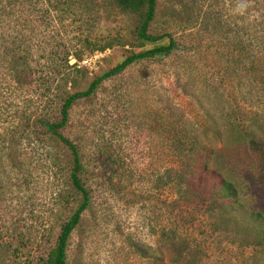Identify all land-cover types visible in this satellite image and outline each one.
<instances>
[{
    "label": "rangeland",
    "instance_id": "374dc122",
    "mask_svg": "<svg viewBox=\"0 0 264 264\" xmlns=\"http://www.w3.org/2000/svg\"><path fill=\"white\" fill-rule=\"evenodd\" d=\"M150 33L172 36L173 54L103 81L73 105L61 131L79 148L90 193L68 264H172L173 231L195 264H264L246 222L198 206L171 174L177 142L191 132L228 149L226 129L264 141V0H158ZM12 41L24 43L34 79L55 62V73L64 61L87 72L70 69L73 85L57 80L47 92L36 81L15 88L0 64V264H38L76 204L67 149L33 121H58L66 92L84 90L140 44L133 20L112 0H0V45ZM246 156L256 173L257 158ZM242 190L255 196L245 197L249 206L255 200L264 210V173L259 186Z\"/></svg>",
    "mask_w": 264,
    "mask_h": 264
},
{
    "label": "trees",
    "instance_id": "16d2710c",
    "mask_svg": "<svg viewBox=\"0 0 264 264\" xmlns=\"http://www.w3.org/2000/svg\"><path fill=\"white\" fill-rule=\"evenodd\" d=\"M117 9L129 16L134 22V36L139 51L129 50L122 61L101 75L94 76L84 90L66 92L61 98L60 117L58 121L40 119L42 133L58 140L68 151V187L75 202V208L61 224L56 236L54 246L47 252L38 264H68V246L70 236L80 224L83 213L90 204V193L85 186L81 174L83 164L78 146L62 134V129L68 124L69 113L73 105L81 99L90 98L101 83L111 77L123 73L132 64L160 57H169L177 47V42L170 35H152L150 28L156 15L158 0H112ZM166 40V42H164ZM151 45L145 48L146 45ZM25 48L23 42H7L0 45V64L6 66L7 76L15 88H32L33 83L42 85L47 92L57 82L65 86L75 82L70 69L75 73L86 74L83 69L76 65L67 66L64 61L62 73L52 69L45 77L34 79L29 58L21 52ZM106 46L99 47V51H105ZM26 49V48H25ZM24 49V50H25ZM57 82V84H58ZM60 84V83H59ZM30 122V121H29ZM219 138L222 134L217 128L213 129ZM232 143L228 149L224 144L218 146L217 140L212 141L206 132H191L184 140L178 141L176 149L178 157L176 166L172 168L173 183L184 185L191 194L190 197L198 203V206L210 209H223L231 211L235 219L247 223L248 236L254 237L256 243L264 252V210L249 206L252 194L249 196L242 188L251 190L253 186L261 183V175L264 173V141L257 140L248 131L231 128ZM224 131V132H225ZM244 153H252L258 160V171L251 160L245 155H239L240 150ZM254 167V168H253ZM241 188V190H239ZM249 192V191H248ZM249 192V193H250ZM250 201H246V196ZM255 197V196H254ZM68 196H64V201ZM244 201V202H242ZM234 205V206H233ZM167 246L171 250L172 264H195L196 253L190 250L185 240L177 237L173 231L167 237Z\"/></svg>",
    "mask_w": 264,
    "mask_h": 264
},
{
    "label": "built area",
    "instance_id": "2783aa9c",
    "mask_svg": "<svg viewBox=\"0 0 264 264\" xmlns=\"http://www.w3.org/2000/svg\"><path fill=\"white\" fill-rule=\"evenodd\" d=\"M99 55V56H98ZM94 59H98L99 57H102V53H96V54H94L93 56H92ZM91 58H89L88 60H85V61H83V62H81L82 63V65H85V64H87L88 63V61L90 60ZM72 63H76V61L75 60H73V62ZM77 67H79V66H77Z\"/></svg>",
    "mask_w": 264,
    "mask_h": 264
}]
</instances>
